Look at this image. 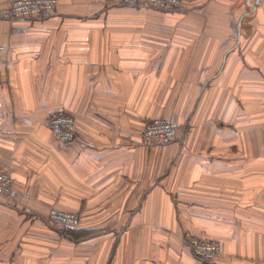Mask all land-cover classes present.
<instances>
[{
  "label": "crops",
  "instance_id": "0c3cea01",
  "mask_svg": "<svg viewBox=\"0 0 264 264\" xmlns=\"http://www.w3.org/2000/svg\"><path fill=\"white\" fill-rule=\"evenodd\" d=\"M0 0V264H264V0L159 11L56 0L11 19ZM76 123L54 141L48 113ZM170 118L176 142L140 144ZM75 213L77 228L46 221ZM186 234L221 252L200 263Z\"/></svg>",
  "mask_w": 264,
  "mask_h": 264
},
{
  "label": "built area",
  "instance_id": "2783aa9c",
  "mask_svg": "<svg viewBox=\"0 0 264 264\" xmlns=\"http://www.w3.org/2000/svg\"><path fill=\"white\" fill-rule=\"evenodd\" d=\"M123 5L146 6L152 9L178 12L183 10L180 0H118ZM56 0H12L7 8V16L11 19H45L56 15ZM47 126L55 142H69L76 131L75 119L63 109L48 113ZM179 126L170 118H157L145 123L141 135L148 146H164L171 144L178 137ZM0 195L7 201H13L16 190L11 174L0 168ZM46 221L59 227L76 228L79 218L73 213L52 208ZM185 244L191 254L201 262H210L220 255L221 247L217 240L186 234Z\"/></svg>",
  "mask_w": 264,
  "mask_h": 264
},
{
  "label": "rangeland",
  "instance_id": "374dc122",
  "mask_svg": "<svg viewBox=\"0 0 264 264\" xmlns=\"http://www.w3.org/2000/svg\"><path fill=\"white\" fill-rule=\"evenodd\" d=\"M123 6H128V5H123ZM129 7H136V8H140V7H145V8H149V7H146V6H129ZM150 9H152V8H150ZM154 10H156V9H154ZM143 132V131H142ZM179 132V131H178ZM179 137V136H178ZM178 137H177V139H178ZM177 139L174 141V142H176L177 141ZM174 142H172V143H174ZM140 144H145L143 141H142V138H140ZM187 247V246H186ZM188 248V247H187ZM191 253V252H190ZM214 260V259H213ZM199 261V260H198ZM200 263H203V262H201V261H199ZM211 262V261H210ZM205 263V262H204Z\"/></svg>",
  "mask_w": 264,
  "mask_h": 264
},
{
  "label": "water",
  "instance_id": "95a60500",
  "mask_svg": "<svg viewBox=\"0 0 264 264\" xmlns=\"http://www.w3.org/2000/svg\"><path fill=\"white\" fill-rule=\"evenodd\" d=\"M260 0H255L254 1V7L259 3Z\"/></svg>",
  "mask_w": 264,
  "mask_h": 264
}]
</instances>
